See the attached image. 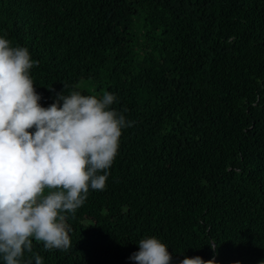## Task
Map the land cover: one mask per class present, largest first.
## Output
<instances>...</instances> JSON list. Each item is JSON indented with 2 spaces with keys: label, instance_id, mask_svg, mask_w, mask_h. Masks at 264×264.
I'll use <instances>...</instances> for the list:
<instances>
[{
  "label": "trees",
  "instance_id": "obj_1",
  "mask_svg": "<svg viewBox=\"0 0 264 264\" xmlns=\"http://www.w3.org/2000/svg\"><path fill=\"white\" fill-rule=\"evenodd\" d=\"M0 36L39 61L42 106L109 91L135 121L65 214L72 246L33 240L43 264H136L150 236L172 264L264 261V0H0Z\"/></svg>",
  "mask_w": 264,
  "mask_h": 264
},
{
  "label": "clouds",
  "instance_id": "obj_2",
  "mask_svg": "<svg viewBox=\"0 0 264 264\" xmlns=\"http://www.w3.org/2000/svg\"><path fill=\"white\" fill-rule=\"evenodd\" d=\"M27 47L0 36V258L4 264H43V250L67 251L75 214L90 189L103 191L127 120L112 105L115 94L56 93L47 107L30 70L38 66ZM67 87V85H64ZM49 90H52L49 88ZM213 251L217 244L210 241ZM136 264H172L168 246L155 236L138 241ZM26 254L27 258H26ZM182 254V253H181ZM177 264H217L187 257ZM239 264V262H236ZM264 264V261L261 262Z\"/></svg>",
  "mask_w": 264,
  "mask_h": 264
}]
</instances>
